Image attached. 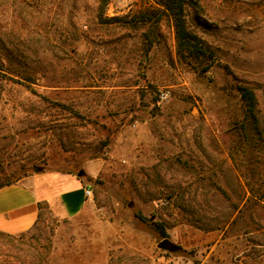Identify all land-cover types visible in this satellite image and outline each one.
Segmentation results:
<instances>
[{
  "label": "rangeland",
  "instance_id": "obj_1",
  "mask_svg": "<svg viewBox=\"0 0 264 264\" xmlns=\"http://www.w3.org/2000/svg\"><path fill=\"white\" fill-rule=\"evenodd\" d=\"M196 1L206 71L166 17L144 51L133 17L153 0H0V58L30 75L0 71V182L81 171L91 190L74 216L0 232V264H264V0Z\"/></svg>",
  "mask_w": 264,
  "mask_h": 264
},
{
  "label": "crops",
  "instance_id": "obj_2",
  "mask_svg": "<svg viewBox=\"0 0 264 264\" xmlns=\"http://www.w3.org/2000/svg\"><path fill=\"white\" fill-rule=\"evenodd\" d=\"M87 187L79 175L59 171L33 173L0 187V232L27 231L45 207L58 215L78 214L91 199Z\"/></svg>",
  "mask_w": 264,
  "mask_h": 264
},
{
  "label": "trees",
  "instance_id": "obj_3",
  "mask_svg": "<svg viewBox=\"0 0 264 264\" xmlns=\"http://www.w3.org/2000/svg\"><path fill=\"white\" fill-rule=\"evenodd\" d=\"M155 5L149 10L139 13L133 17V21L147 24V28L142 32V43L144 51L146 52L151 45L157 40L159 32V21L166 17L172 24L174 30V37L176 43V53L178 57L186 62H194L200 65L201 71H206L214 62L213 50L193 31H191L186 24L185 7L197 6L196 0H153ZM5 69L7 72L21 76L23 78H30L28 73L23 69H18L13 65H5L0 58V71ZM237 89L245 106L246 116L253 121L255 128L257 127L256 105L257 99L253 90L244 85H238ZM14 181H2L0 187L10 184ZM142 221L149 222L153 229L161 236H168L165 225L161 221H150L146 216L140 212L135 213Z\"/></svg>",
  "mask_w": 264,
  "mask_h": 264
},
{
  "label": "water",
  "instance_id": "obj_4",
  "mask_svg": "<svg viewBox=\"0 0 264 264\" xmlns=\"http://www.w3.org/2000/svg\"><path fill=\"white\" fill-rule=\"evenodd\" d=\"M80 174H81V171H78L77 175H80ZM158 246L161 248L169 249V250H175L178 248V245L171 242L169 238L167 237L161 239L160 242L158 243Z\"/></svg>",
  "mask_w": 264,
  "mask_h": 264
},
{
  "label": "built area",
  "instance_id": "obj_5",
  "mask_svg": "<svg viewBox=\"0 0 264 264\" xmlns=\"http://www.w3.org/2000/svg\"><path fill=\"white\" fill-rule=\"evenodd\" d=\"M85 193H86L87 195H91V190H90L89 187L86 188Z\"/></svg>",
  "mask_w": 264,
  "mask_h": 264
}]
</instances>
